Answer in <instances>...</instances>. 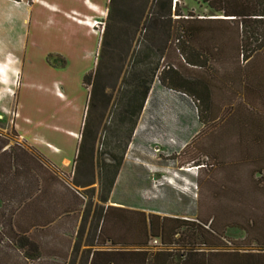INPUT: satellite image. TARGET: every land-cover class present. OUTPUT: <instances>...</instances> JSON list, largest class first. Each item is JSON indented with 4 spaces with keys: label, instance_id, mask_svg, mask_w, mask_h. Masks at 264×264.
<instances>
[{
    "label": "trees",
    "instance_id": "trees-1",
    "mask_svg": "<svg viewBox=\"0 0 264 264\" xmlns=\"http://www.w3.org/2000/svg\"><path fill=\"white\" fill-rule=\"evenodd\" d=\"M147 3L148 0H108L95 66L82 77V86L88 90L87 109L73 175L71 178L65 176L73 181V186L84 188L92 184L91 181L74 182L77 175L89 177L90 180L93 177L96 134L89 109L93 104L103 111L107 108L110 101V96L106 94L109 87L107 82L112 76L109 70L111 65H115V76L122 73ZM203 3L214 18L198 19L191 14L183 18L177 10V2L173 4L172 0H154L148 28L159 30L163 39L167 40L169 29H172L169 24L171 10L174 9V16L177 17L173 22L176 54L171 55L163 65L150 64V52L134 55L131 66L133 87L121 95V115L118 120L131 122L127 130L130 138L135 119L155 80L164 90L184 96L193 104L201 129L184 146L182 151H185L205 133L213 120L214 92L225 86L230 88L228 84L234 83L241 99L238 101L240 104H237L239 117L238 114L235 116L238 131L233 138L235 144L240 146L241 151L237 153L240 158L236 163L234 157L233 161L219 157V161L205 162L198 167L213 170L217 166L226 173V179L232 176L234 179L239 173L241 179L246 174V181L244 184L239 181L236 188L232 189L217 187L214 204L211 205H218L219 211L210 209L207 218L199 220L197 216L193 222L111 206L98 209L91 229L94 243L83 254L87 264H264V243L260 241L264 239V0H203ZM227 49L236 51L233 57L235 66L231 71L222 68L226 64L221 61L227 58ZM240 57L241 62L245 63L243 66ZM220 69L224 70L223 74H220ZM231 107L226 108L231 111ZM119 159H114L115 165L112 167H100L98 184L100 191L105 189L106 193L100 200L102 203L107 201V195L113 187L120 166ZM221 195L231 197L224 198ZM229 199L233 207L247 210L249 219H246V227L236 222L233 226L247 235L250 230L258 234L259 238L248 236L254 251L222 250L219 237L223 229L216 225V218L218 214H223L222 210L228 209L225 200ZM5 210H0V218L4 219V228L12 236L16 250L27 261L38 260L40 251L34 242L37 236L34 230L41 229V226H33L34 232L31 233L29 230L17 229L13 218L4 215L7 212ZM151 240H158V246L149 248ZM195 241L198 242L196 248ZM93 246L96 248L92 249ZM103 247L105 249H101Z\"/></svg>",
    "mask_w": 264,
    "mask_h": 264
},
{
    "label": "rangeland",
    "instance_id": "rangeland-1",
    "mask_svg": "<svg viewBox=\"0 0 264 264\" xmlns=\"http://www.w3.org/2000/svg\"><path fill=\"white\" fill-rule=\"evenodd\" d=\"M46 1L50 2L52 0ZM153 2L154 0H148L140 26L131 43L128 57L124 62L122 73L118 77L115 76V65H111L109 72L112 76L108 79L107 84H109V87L106 90V94L110 96L107 108L103 111L93 104L89 109V117L96 134L93 145V177L90 180L89 177L77 175L74 177V182L91 181L92 184L81 188L73 186V181L67 178H63L64 183L53 179L54 184L51 185L50 191L53 188V191L59 193L61 202L64 203V207L61 209L64 216L57 222L59 226L61 224L59 231L57 234H53L51 238H46L41 233V229L36 228L35 232L29 231L37 235L35 241H33L39 248L40 258L36 261H27L21 256V253L16 250L14 242H12V236H9L4 228V219L0 218V264H87L85 256H83L86 249L84 246L88 243H94L91 229H93L95 214L98 209L113 206L144 214L155 215L154 213L158 212L169 215L170 218L193 222L197 216L199 220L207 218L210 209L212 211L216 210V212L219 211L220 207L218 205L213 207L211 205L214 202L213 198L216 197L217 187L225 186L232 189L236 188L239 181L245 183L246 174L243 177L240 176L241 179L239 178L240 173L234 179L233 176L226 179V173L224 174L223 170L220 171L217 166L213 170L208 168L199 169L198 167V165H204L205 162L219 161V157L226 161H233L235 158L236 163L240 158V154H237L241 151L240 146L237 143L235 144L233 138L237 135L235 132L238 131L235 116L238 114L237 104H240L238 101H241V99L239 100L235 91L237 86L233 85L234 83L228 84L231 85L230 88L225 86L222 90L214 92V104L211 111L213 120L205 129V133L195 139L185 151L179 148L178 138L172 134L171 136H164L162 132L169 128L168 124H171L177 130L181 126H186V133L188 131L192 132V139L201 127L195 122V117L193 128L190 127L189 120L187 122L185 119L183 120L185 109L177 106V104L165 109L175 111V117L179 120L174 119L176 122L173 119L172 121H161L158 125H160L162 132H159L158 127L155 128L153 124L146 121V117L149 115V105H144L145 107L143 106L140 114L135 119L133 134L130 138L127 135V130L130 128L131 122H120L118 120V116L121 115L120 106L122 104L119 102L121 95L130 91L133 87L131 66L134 55L150 52V64L163 65L166 60L170 59L171 55L176 54V44L174 42L175 23L173 22L177 17L174 16V9L171 10L169 21L172 29H169V38L164 40L159 30L148 28L149 13ZM174 2H177V10L183 15V18H187L188 14L198 19L214 18L213 14L206 9L203 0H172L173 4ZM31 4L32 0H0V139L6 143H12V153L14 154L15 152L18 154V147L14 144L15 133L12 120L14 118L18 74L24 55V44L26 41L32 43L29 44L27 51L29 52L30 66L33 71H37L41 65L40 54L43 50L46 51L50 45L57 46L59 44L57 37L60 36L58 31H54L44 24V19L36 12L31 14V22H28L30 11H27V9L30 8ZM33 19L38 21L35 26L32 23ZM105 19L106 16L101 22L94 25V30L98 31L99 39ZM235 56V50L227 49L225 56L227 58L222 59L221 62L224 61L228 65L225 64L222 68H225V70L227 68L228 71L233 70L235 66L233 65V63L235 64L233 57L235 58ZM241 60L240 57L239 61L243 66L245 63ZM48 61L50 65L55 67H61L64 64L61 58H54L52 55L48 58ZM72 66L71 63V69H73ZM260 66L263 65L260 63ZM260 66L258 67L260 68ZM223 73L224 70L220 69V74ZM115 77L116 80H114ZM156 86L158 84L153 80L151 90ZM230 106H232L231 111L226 108ZM241 110L244 112L243 109ZM248 110L250 111V109ZM162 112L164 113V111ZM120 157L122 162L118 168L116 182H114L110 193L107 195V201L102 203L100 200L106 193L105 189L100 191L98 184L100 167H112L115 165L114 159L118 160ZM23 171H26V169ZM31 171L33 176H40L41 172L45 174L46 169L43 170L41 167L34 165L31 166ZM183 171L190 174L188 175L189 179H183ZM24 173L29 174L31 172H21L17 175L20 177ZM49 174L51 176V173ZM181 180L183 181L179 184ZM216 183L218 186H216ZM34 191L35 189L32 190V193ZM4 197H7V195L0 193V198L4 199ZM28 197L37 198V200L29 203L28 200L30 199ZM222 197L228 198L231 195H223ZM251 197L256 198L255 196ZM39 198L40 193L38 192L34 197L26 196L24 198V202H26L24 208L13 218L14 222L21 228L27 227V224L32 222L40 225L39 218L23 216L22 214L27 210L31 212L32 205L36 202L39 204V212L41 208ZM225 202L229 206L228 209L222 210L223 214L221 216L218 214L216 218V225L223 229L219 237L223 245L222 250L254 251V245L250 244L248 236L259 238L258 234L255 235L249 229L251 232L247 235L233 226V223L236 222V224L246 227V219H249L247 210L233 207L231 199L225 200ZM14 207L19 206L18 204L12 205V208ZM5 208H8V204L1 200L0 210ZM80 215H82V219L78 222ZM152 241L148 244L149 248L155 247ZM260 241L264 243V239H260ZM195 243L196 248L198 242L195 241Z\"/></svg>",
    "mask_w": 264,
    "mask_h": 264
},
{
    "label": "crops",
    "instance_id": "crops-1",
    "mask_svg": "<svg viewBox=\"0 0 264 264\" xmlns=\"http://www.w3.org/2000/svg\"><path fill=\"white\" fill-rule=\"evenodd\" d=\"M107 6L108 0H32L30 8L27 9L30 11L29 23L31 14L36 12L42 16L44 24L58 31L60 36L57 37V46L50 45L40 54L41 65L37 71L32 70L27 51L32 43L25 42L12 120L14 144L18 147V154L12 153V143L0 139V193L7 195L5 200L0 198V201L9 203L4 215L8 214L14 218L24 208L26 196L34 197L36 192L40 193L39 212V204L36 202L37 204L32 205L31 212L27 210L22 213L23 216L39 218L40 225L32 222L21 228L15 223V227L22 231H31L33 226H41L44 236L51 238L61 226L57 222L64 216L61 210L64 203L61 202L59 193L53 191V188L50 191V187L54 184L53 179L64 183L65 176L69 175L71 178L73 175L88 97V90L82 86V77L95 66L99 34L94 30V25L104 19ZM32 23L35 26L38 21L33 19ZM51 55L61 58L64 61L63 66L50 65L47 58ZM71 63L73 69L70 68ZM176 104L185 109L183 120H189V126L193 128L194 117L195 122L197 120L190 100L160 86L152 88L145 101L144 105H149L146 121L155 128L158 127L160 132L158 124L161 121L179 120L175 117V111L165 109ZM168 127L161 132L164 136L172 134L178 138V146L183 149L190 141L192 132L187 130L186 133V126H181L178 130L171 124H168ZM119 160L121 165V157ZM34 165L46 169L45 174L41 172L40 176H33L31 166ZM25 169L31 173H24L19 177L17 174L26 172L23 171ZM183 172V179H189L190 174ZM28 199L29 203L37 200L31 197ZM17 204L19 207L12 208V205ZM154 214L170 217L158 212ZM80 219L82 215L79 216L78 222ZM84 247L89 249L91 244L88 243Z\"/></svg>",
    "mask_w": 264,
    "mask_h": 264
},
{
    "label": "built area",
    "instance_id": "built-area-1",
    "mask_svg": "<svg viewBox=\"0 0 264 264\" xmlns=\"http://www.w3.org/2000/svg\"><path fill=\"white\" fill-rule=\"evenodd\" d=\"M152 244H153L154 246H156V245L158 246L159 243H158L157 240H153V241H152Z\"/></svg>",
    "mask_w": 264,
    "mask_h": 264
}]
</instances>
